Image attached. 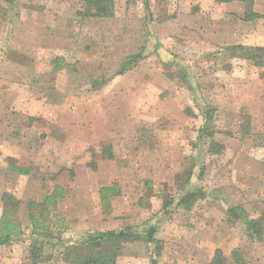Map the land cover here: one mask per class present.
Here are the masks:
<instances>
[{
  "label": "rangeland",
  "instance_id": "obj_1",
  "mask_svg": "<svg viewBox=\"0 0 264 264\" xmlns=\"http://www.w3.org/2000/svg\"><path fill=\"white\" fill-rule=\"evenodd\" d=\"M147 1L145 10L144 0H114L112 17H90L82 14L84 0H13L11 5L0 0V136L10 144L0 149L11 155L10 171H30L39 162L48 179L58 174L50 171L52 162L64 172L69 190L47 214L53 242L63 243L45 248L53 257L44 264H69L57 259V252L86 232L139 226L151 218L159 222L156 236L164 241L159 264H207L217 248L223 264H239L231 255L234 248L242 252L243 264H264V237L249 240L243 224L226 211L241 206L247 216L264 219V132L253 128L247 106L256 74L264 68L227 56L212 32L218 13L209 11L207 0ZM230 19L240 38L255 30L263 40L264 31L245 23L238 27V19ZM140 51L144 57L118 74ZM35 102L44 103L43 109L31 107L29 115L24 106ZM204 102L217 107L212 125L219 153H208L209 138L197 139ZM13 109L18 114L12 120ZM56 117L63 129L58 125L53 132L62 137L61 145L49 144L48 133L40 138L54 150L50 155L8 140L17 123L22 130V124ZM103 144L111 146L113 158L102 155ZM92 159L93 174L85 165ZM74 167L79 176L69 172ZM191 169V182L184 184ZM114 181L120 194L103 214L84 186ZM20 183L19 189L4 191L20 200L18 217L26 221L28 197ZM196 189L204 196L190 209L170 205V213H163L166 196L177 199ZM115 264H149L148 250L140 242L124 243Z\"/></svg>",
  "mask_w": 264,
  "mask_h": 264
},
{
  "label": "trees",
  "instance_id": "obj_2",
  "mask_svg": "<svg viewBox=\"0 0 264 264\" xmlns=\"http://www.w3.org/2000/svg\"><path fill=\"white\" fill-rule=\"evenodd\" d=\"M8 5L13 3V0H5ZM219 3H229L232 1H241L244 4L243 20L249 21L259 17L262 14L253 10V0H214ZM145 10H148V1L144 0ZM85 16L90 17H112L114 15V0H84ZM228 51V57H238L256 67L264 68V47L263 46H246L242 44L225 46ZM144 57L142 51L127 58L117 71L122 74L132 67L133 64L138 62ZM59 67L58 64H55ZM182 75L185 71L181 69ZM183 79L186 77L182 76ZM104 81V80H102ZM105 82V81H104ZM197 105V104H196ZM217 107L211 103L204 102L200 108L202 115V123L198 128L197 139H210L208 153H219L222 150L221 144L213 139L215 133L213 124V113ZM184 112L193 114L190 108L186 107ZM246 131H249V122H246ZM102 155L108 158H113L111 146L103 144L100 149ZM264 162V151L262 156ZM94 169L95 163H90ZM19 173L26 174L28 169L15 168ZM205 171L204 166L199 170L198 177H201ZM192 169L184 181V184L191 182ZM119 186L112 183L108 186H102L99 189L100 203L103 213H107L111 208V199L113 196L119 195ZM61 196V191L58 186L54 188V192L46 195L42 201L36 202L29 200L27 202L28 220L31 226L30 231V244L28 248V257L32 264L51 259L53 256L50 254L45 255L43 249L45 246L55 248L56 244H62V240L53 242V224L48 219V212L55 204L57 197ZM204 196L201 189L189 190L178 196L175 200L173 197L166 196L162 205L163 213L169 214L171 211L168 207L174 205L175 207H182L190 209L192 205ZM3 210L0 214V246L10 245L16 241L23 234L22 222L19 219L18 208L20 200L11 191H4L2 193ZM226 211L229 212L234 218L239 220L245 229L246 235L249 240L259 242L264 237V219L253 218L245 214L241 206H230ZM159 222L157 220H145L139 226L127 225L119 230H97L86 232L82 234L75 243L62 245V248L57 252V259L67 261L71 264H115L116 258L120 254V250L124 243L140 242L145 245L149 253V264H159V257L163 251L164 241L156 236ZM233 260L236 263L243 264L242 252L238 248L231 251ZM224 256L220 248L215 249L212 259L207 264H223Z\"/></svg>",
  "mask_w": 264,
  "mask_h": 264
},
{
  "label": "crops",
  "instance_id": "obj_3",
  "mask_svg": "<svg viewBox=\"0 0 264 264\" xmlns=\"http://www.w3.org/2000/svg\"><path fill=\"white\" fill-rule=\"evenodd\" d=\"M159 1V0H158ZM209 2V7L210 12H215V10L218 13V21L216 27L212 32H214L217 37L219 43H224L225 46H230V45H237V44H242L246 46H263L264 47V38L261 40L260 38H257V35L255 34V30H252L253 28H256L259 32L264 31V0H253V10L257 13L262 14V17H259L258 19H253V21H245L243 20L244 16V4L241 1H232L229 3H219L214 0H207ZM202 4V3H201ZM204 7H207L206 4H204ZM213 8L215 10H213ZM205 9V8H204ZM237 9V10H236ZM207 11V8L205 9ZM236 17L238 19V27H242L243 23H245L246 26H251L252 33L247 34L248 36L243 37V35L240 38V33L241 31L237 29L235 26L234 28H231L234 24L231 23V17ZM213 18V17H212ZM165 20V19H164ZM168 20V19H166ZM213 26H211V29ZM227 28L232 29V32L229 33V30ZM228 30V31H227ZM240 38V39H239ZM217 43L214 41L213 43H210L211 45H216ZM207 48H210L209 46H206ZM233 58H238V57H233ZM242 59V58H240ZM259 85V86H258ZM250 97H249V102L247 104L250 115L252 116V126L253 128H256V131H261L264 132V109H260V107H264V70L261 69L259 70L258 74H256V86L253 87L250 90ZM44 103L42 102H35L30 105L24 106L26 110L28 111L29 115H32L31 113V107H37L42 111ZM3 107V106H2ZM4 108V107H3ZM5 109V108H4ZM18 110L13 109V111L9 114L12 116V120L16 118ZM2 113V112H1ZM32 118V117H31ZM45 118V116H44ZM5 121V120H4ZM27 121V120H25ZM28 123V121H27ZM1 125V124H0ZM6 125V121H5ZM30 126H26L25 124H22L20 130V124L17 123V125H14L10 131H8L7 136L9 137L8 140L16 146V144H20L21 142L23 143L22 145L24 148H28L30 150L29 152L35 153L37 155H42L45 157L44 154L48 153L50 155L51 148L47 147L45 144V141H40L41 135H44L46 133V141H48L49 144L51 145H61V142H63L62 137L58 134H54L53 130L55 127L59 125V127H63L60 121V118L56 117L55 120L53 119H46V121H43V123H37L34 124V122L29 123ZM7 127V125H6ZM36 127V128H35ZM48 129V132H47ZM63 129V128H62ZM41 131V132H39ZM11 135L14 136L15 138H11ZM5 136H0V146H5L8 144L7 141H5ZM10 145V144H8ZM63 154V153H62ZM58 155H61V153H58ZM11 155L7 153L4 149H0V214L2 213L3 210V203H2V193L4 192V188L8 187L7 189H19V183L21 180H24V184H21V189L26 193V197H28L25 200L24 204V210L26 213V221L22 220L19 218L22 222V230L23 234L21 235L22 237H19L18 240L12 242L10 245H1L0 246V264H32V261L28 257V248L30 244V231H31V226L28 220V211H27V202L29 200L40 202L43 200V198L54 192V188L56 186L59 187L61 191V196L57 197L55 200L54 206L58 203L63 201L65 198L66 191L69 192V190L66 189V182H64V172L61 171L60 169L55 170L53 163L50 162L52 167H50V171L58 173L57 176H51L46 179V174H44V168L40 167L39 162H34L32 165V170L29 171L26 174L19 173L17 171H10L8 169L11 159ZM94 156V155H92ZM61 157L58 159V165L65 166L64 162L65 160V155L59 156ZM94 158V157H91ZM90 158V159H91ZM62 159V160H61ZM96 162L94 159L89 160L85 165H88L90 167V172L93 174L94 171L97 167V164H95V168L93 169L90 166V163ZM47 163V162H46ZM46 167V166H45ZM64 168V167H63ZM65 169V168H64ZM80 169V172L84 173V171ZM60 170V171H59ZM72 171V172H71ZM70 173L75 174L76 176L78 174V170L72 168V170H69ZM87 172V170H86ZM46 175V176H45ZM54 178V179H52ZM50 183H52L50 185ZM112 183H118L116 181L108 183V182H102L96 186L90 185V186H84V189H87L90 194L94 198L98 200L99 207L101 208V203H100V196H99V189L102 186H108L111 185ZM119 186V185H118ZM120 190V188H119ZM114 197V196H113ZM113 197L111 199V207H112V201ZM102 210V208H101ZM22 207H21V202L18 208V215L21 213ZM110 212V209L108 210L107 213L103 214H108ZM17 215V216H18ZM49 246H45L43 249V253L45 255H50L51 253L47 252L46 249H51ZM46 248V249H45ZM49 260L41 261L38 262L37 264H44ZM70 264V263H69Z\"/></svg>",
  "mask_w": 264,
  "mask_h": 264
}]
</instances>
